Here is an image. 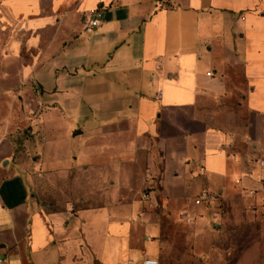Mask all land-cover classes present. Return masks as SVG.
<instances>
[{"label": "crops", "instance_id": "0c3cea01", "mask_svg": "<svg viewBox=\"0 0 264 264\" xmlns=\"http://www.w3.org/2000/svg\"><path fill=\"white\" fill-rule=\"evenodd\" d=\"M43 106L84 168L118 169L123 147L103 140L145 149L166 217L156 196L43 209L14 162V108ZM262 156L264 0H0V264H163L180 253L167 229L181 204L203 189L247 204ZM216 205L199 209L195 244Z\"/></svg>", "mask_w": 264, "mask_h": 264}, {"label": "rangeland", "instance_id": "374dc122", "mask_svg": "<svg viewBox=\"0 0 264 264\" xmlns=\"http://www.w3.org/2000/svg\"><path fill=\"white\" fill-rule=\"evenodd\" d=\"M38 109V113L34 114L31 108H26L22 116V107L14 108L15 118H22L14 125L17 137L14 162L18 172L31 184L43 209L49 212L78 211L100 207L108 198L116 196L146 200L147 195L151 199L152 196L158 198L157 210L166 217L171 210L170 205L160 195L157 178L153 179L148 174L149 155L145 149L139 146L143 151L138 156H131L125 153L130 150V139L103 140L107 141V148H115V145L123 147L124 154L119 160L118 169H115L112 162L108 163L107 170H99L93 166L95 164H91L94 169L88 166L84 168L80 166V148L73 150L75 143L70 146L66 140L57 138L58 133L61 136L66 130L68 123L48 120L52 110L49 106ZM81 126L80 123L68 129L69 138L72 133L81 130ZM54 143L58 145L57 150ZM97 147L96 142L93 148ZM56 151L59 156L58 166L51 163V155ZM73 151L76 153L73 154ZM255 166L258 167L256 160ZM259 183L261 189L246 190L251 199L247 204L236 202L227 205L216 202L204 205L210 208L217 204L215 207L221 216L204 228L202 241L197 244L191 239L196 225L205 217L199 211L203 207L194 204L195 195L183 202L177 216L172 219L176 220L177 226L171 223L167 229L179 246L180 253H172L170 257L166 254L167 259L163 264H264V187L262 182Z\"/></svg>", "mask_w": 264, "mask_h": 264}, {"label": "built area", "instance_id": "2783aa9c", "mask_svg": "<svg viewBox=\"0 0 264 264\" xmlns=\"http://www.w3.org/2000/svg\"><path fill=\"white\" fill-rule=\"evenodd\" d=\"M102 18V12L100 10H94L91 12V17L87 21L86 29L87 30H92L100 25V20ZM256 164L258 167L264 171V156L258 158L256 160ZM260 182H262V186L264 187V179H261ZM250 194H253L252 191H250ZM145 199L147 201L151 200L150 196H145ZM219 197L217 194L212 192L209 189H203L198 196L194 200V204L196 206H209L212 205L213 203L218 202ZM143 264H159L157 260L153 259H148L144 261Z\"/></svg>", "mask_w": 264, "mask_h": 264}, {"label": "water", "instance_id": "95a60500", "mask_svg": "<svg viewBox=\"0 0 264 264\" xmlns=\"http://www.w3.org/2000/svg\"><path fill=\"white\" fill-rule=\"evenodd\" d=\"M32 198H33V199H36V196H35V195H33V196H32Z\"/></svg>", "mask_w": 264, "mask_h": 264}]
</instances>
